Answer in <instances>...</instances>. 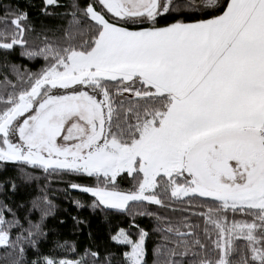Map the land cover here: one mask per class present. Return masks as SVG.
Instances as JSON below:
<instances>
[{"label": "snow or ice", "instance_id": "snow-or-ice-1", "mask_svg": "<svg viewBox=\"0 0 264 264\" xmlns=\"http://www.w3.org/2000/svg\"><path fill=\"white\" fill-rule=\"evenodd\" d=\"M42 5L67 24L38 31L0 5V171L13 173L0 179V264H99L89 249L40 251L53 181L78 210L132 217L135 238L110 237L127 246L123 264H148L137 215L156 221L152 264H264V0ZM21 188L40 194L14 208Z\"/></svg>", "mask_w": 264, "mask_h": 264}, {"label": "trees", "instance_id": "trees-1", "mask_svg": "<svg viewBox=\"0 0 264 264\" xmlns=\"http://www.w3.org/2000/svg\"><path fill=\"white\" fill-rule=\"evenodd\" d=\"M81 5L89 2V0H78ZM61 5H69L71 0H60ZM11 4L13 7L19 6L22 9L27 10L30 17V21L34 24L39 31L40 25L42 23L48 25L56 24H67V20L70 17L60 19L59 16H44L40 9L43 6L42 0H0V5ZM64 7L59 8L58 12H65ZM51 11V9H50ZM0 13H2V8H0ZM3 25L0 23V29ZM60 33H57L59 35ZM33 37H30V40ZM12 60L28 65L33 70H36L41 61L30 62L27 60H21L18 53L12 56ZM13 175L12 171L8 172L0 171V179L6 176ZM65 185L63 183L53 181L50 186V198L54 201L56 208L54 210V215L50 216L46 222L47 237L43 239L41 243L40 251L44 255H51L59 258H68L76 260L84 256L85 250L89 249L91 251H97L100 254L99 264H105L104 257L108 254L111 255V264H123L122 252L127 250V246L118 245L116 242L110 239L111 235L115 234L118 229L124 228L129 230L132 237L135 238L136 228H130L132 222V217L128 214L111 213L107 216L101 214L96 215L90 213L87 208L77 209L72 203H70L69 197L64 192ZM124 187H128L127 184ZM36 190L21 188L14 196L10 197L8 202L15 206L19 203H27L31 197L38 195ZM72 198H80L87 200L86 196H81L78 193L73 192ZM30 206V205H29ZM148 210L155 211L159 215L168 218H176L180 215L179 212H173L171 208H161L157 205H147ZM136 211V209H133ZM23 212L20 213L21 219H23ZM77 216L81 220H86V223L77 224L73 220V217ZM35 218V214L33 216ZM63 221V223H61ZM194 223H201L202 221H197L196 217L192 218ZM135 223L140 227L144 228L149 232V236L146 241L147 246V261L148 264H152L153 254L152 249L156 243L159 242V233L153 231L156 221L153 218L147 216L135 217ZM26 226V225H25ZM67 241V245L64 248L56 247L57 243L64 244ZM240 244V241H237ZM74 247V251L72 250ZM239 254L235 256V259H239ZM35 259V255L32 250L28 252V260L31 261ZM86 264H92L91 256L85 258Z\"/></svg>", "mask_w": 264, "mask_h": 264}]
</instances>
